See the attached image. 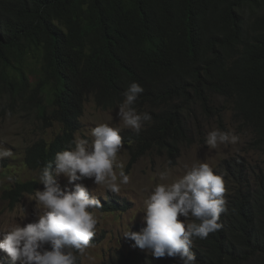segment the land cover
<instances>
[{"label": "trees", "instance_id": "obj_1", "mask_svg": "<svg viewBox=\"0 0 264 264\" xmlns=\"http://www.w3.org/2000/svg\"><path fill=\"white\" fill-rule=\"evenodd\" d=\"M132 81L152 120L120 133L129 165L152 152L175 164L183 144L205 140L198 117L222 130L227 110L264 158V0H0V98L29 99L40 120L63 127L25 149L29 170L73 140L89 97L118 107ZM233 169L223 227L194 240L198 264H264V166ZM35 188L17 182L4 194L19 202ZM126 209L110 198L100 211ZM108 264L179 262L116 250Z\"/></svg>", "mask_w": 264, "mask_h": 264}, {"label": "clouds", "instance_id": "obj_2", "mask_svg": "<svg viewBox=\"0 0 264 264\" xmlns=\"http://www.w3.org/2000/svg\"><path fill=\"white\" fill-rule=\"evenodd\" d=\"M143 92L142 85L136 81L130 82L122 93L124 99L116 112V119L122 121L125 128L137 133L152 120L151 114L140 112L136 107ZM7 114L10 116L11 112ZM41 121L45 122L47 119ZM50 123L47 122L48 126ZM80 128L68 146L57 151L54 160L45 163L39 171L29 170L22 160L29 171L38 175L39 184L43 185L41 190L38 189V179L28 180L36 181L31 201H35V206L42 209V214H37L35 222L24 226L17 224L6 231H0L3 234L0 251L6 253L13 262L80 264V257L86 250L99 242L90 245V242L99 240L94 237L98 218L93 210L102 212L100 210L103 203L113 199L110 194L106 196L107 199L94 196L92 190L82 181L91 180L95 186L103 185L109 192L117 194L121 191V185L130 182L124 164L117 162V154L124 147L120 133L128 129L122 130L119 126L101 123L92 128L90 138H81L76 136ZM62 132L63 127L55 138ZM239 139L236 133L216 128L207 132L205 144L215 149L219 145L235 144ZM12 155L10 148H0V160ZM116 169H119L118 173ZM168 175L170 169L164 170L161 178ZM61 178L66 181L63 186ZM225 192L222 175L215 174L214 169L206 162L195 163L186 168L185 173L172 183L157 184L151 190L144 201L142 222L146 226L140 231H132L128 227L123 232V237L134 241L133 247L147 252L131 250L139 254L157 259L167 256L177 259L179 264H198L196 254L192 251L194 240L207 239L209 234L216 233L223 227L220 222L221 215L229 211ZM21 200L12 202L19 204ZM129 203L131 202L117 203L127 207L124 211L103 213L126 212L130 209ZM116 250L126 252L119 247ZM114 259L116 260V253L110 261ZM2 262L0 257V264Z\"/></svg>", "mask_w": 264, "mask_h": 264}, {"label": "rangeland", "instance_id": "obj_3", "mask_svg": "<svg viewBox=\"0 0 264 264\" xmlns=\"http://www.w3.org/2000/svg\"><path fill=\"white\" fill-rule=\"evenodd\" d=\"M5 103L6 99L0 98V148H10L13 155L0 160V231H6L17 224L24 226L35 222L37 214H42V209H38L35 201H31L35 192L25 194L21 202L15 204L6 197L4 190L13 186L15 182L38 179L36 173L29 171L23 165L24 150L39 139L52 141L62 130V126L56 122H51L48 126L47 122L50 121H41L29 99L18 100L8 105ZM117 111L118 107L109 110L101 109L96 106L93 98L89 97L84 104L81 128L76 136L90 138L92 128L101 123L119 126L122 130L129 129L123 126L122 121L116 119ZM8 112H11L10 116ZM196 113L199 115L198 111ZM197 121L204 134V139L207 132L218 128L213 119H204L199 116ZM223 127L222 131L238 134L239 141L235 144L219 145L215 149L206 146L205 140L202 143L183 144L180 157L175 164H170L164 156L148 153L134 164L128 165L129 153L123 147L117 154V162L124 164V170L130 176V182L127 185H121V191L118 194L109 192L103 185L95 186L91 180L82 181L90 191L92 190L94 196L107 199L106 196L110 194L119 204L124 201L131 203L128 205L130 209L121 213H103L93 210L98 218L94 237L98 238L99 242L86 250V253L80 257V263L108 264L110 258L115 256L118 247L125 251L137 249L147 253L145 250L133 247L134 241L125 239L123 232L128 230V227L132 231H140L146 226L142 222L144 201L150 195L151 190L157 184L172 183L191 165L206 162L214 169L215 174L222 175L225 180V195L230 192L228 182L230 169L234 171L233 167L240 166L242 173L245 174V164L251 170H256L259 165L264 166L263 156L250 146L252 137L250 131L233 120L230 110L224 114ZM166 169H170V175L161 178V173ZM116 171L118 173L119 169ZM60 182L62 186L66 183L63 178ZM78 183L81 182L78 181ZM42 188L43 185L39 184L38 189L42 190ZM2 239L3 234L0 233V240ZM0 257L3 259L1 264H19L18 261L13 262L3 251H0Z\"/></svg>", "mask_w": 264, "mask_h": 264}, {"label": "bare ground", "instance_id": "obj_4", "mask_svg": "<svg viewBox=\"0 0 264 264\" xmlns=\"http://www.w3.org/2000/svg\"><path fill=\"white\" fill-rule=\"evenodd\" d=\"M7 264V263H6Z\"/></svg>", "mask_w": 264, "mask_h": 264}]
</instances>
